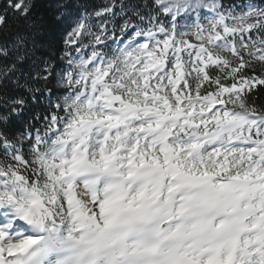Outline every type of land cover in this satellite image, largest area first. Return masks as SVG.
<instances>
[{"label":"snow or ice","instance_id":"1","mask_svg":"<svg viewBox=\"0 0 264 264\" xmlns=\"http://www.w3.org/2000/svg\"><path fill=\"white\" fill-rule=\"evenodd\" d=\"M261 92L264 0H0V264H264Z\"/></svg>","mask_w":264,"mask_h":264},{"label":"trees","instance_id":"2","mask_svg":"<svg viewBox=\"0 0 264 264\" xmlns=\"http://www.w3.org/2000/svg\"><path fill=\"white\" fill-rule=\"evenodd\" d=\"M91 2L97 6L102 5L104 3V0H91ZM13 30H15V25H13ZM261 100H264V92L260 93Z\"/></svg>","mask_w":264,"mask_h":264}]
</instances>
